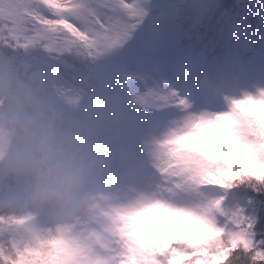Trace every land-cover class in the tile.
<instances>
[{
  "label": "clouds",
  "instance_id": "obj_1",
  "mask_svg": "<svg viewBox=\"0 0 264 264\" xmlns=\"http://www.w3.org/2000/svg\"><path fill=\"white\" fill-rule=\"evenodd\" d=\"M194 3L199 11L201 0ZM173 19L165 12L157 17L151 56ZM145 75L186 94H236L240 78L199 55L176 56L161 73L0 42V223L11 222L22 245L57 264H131L129 248L137 245L129 236V190H144L139 205L164 198L162 178L143 155L156 131L139 102ZM185 162L189 168L205 163L199 154ZM150 211L141 220L164 209Z\"/></svg>",
  "mask_w": 264,
  "mask_h": 264
},
{
  "label": "snow or ice",
  "instance_id": "obj_2",
  "mask_svg": "<svg viewBox=\"0 0 264 264\" xmlns=\"http://www.w3.org/2000/svg\"><path fill=\"white\" fill-rule=\"evenodd\" d=\"M184 7L174 0L165 13L176 18ZM148 16V0H0V42L162 73V60L125 47ZM239 77L236 94H186L162 78H140V105L156 122L143 155L164 198L139 205L144 190H129L131 264H264V73ZM193 154L205 163L189 168ZM156 208L164 211L141 220ZM10 224L0 223V264H57L22 245Z\"/></svg>",
  "mask_w": 264,
  "mask_h": 264
},
{
  "label": "trees",
  "instance_id": "obj_3",
  "mask_svg": "<svg viewBox=\"0 0 264 264\" xmlns=\"http://www.w3.org/2000/svg\"><path fill=\"white\" fill-rule=\"evenodd\" d=\"M253 1L203 0L207 7L198 12L188 11L194 7V0H185L178 18L181 35L177 44L192 56L218 63H230L254 50H264V6L255 7Z\"/></svg>",
  "mask_w": 264,
  "mask_h": 264
},
{
  "label": "rangeland",
  "instance_id": "obj_4",
  "mask_svg": "<svg viewBox=\"0 0 264 264\" xmlns=\"http://www.w3.org/2000/svg\"><path fill=\"white\" fill-rule=\"evenodd\" d=\"M239 1V0H237ZM174 0H148L149 6V16L145 19L144 23L138 27L133 37L129 40L128 44L125 46L132 49L140 50L143 54H149L150 40L149 33L153 24L155 23L157 17L161 12H165L167 7L172 4ZM255 7L264 6V0L253 1ZM192 3L191 5H194ZM209 4V3H208ZM197 11L195 5L194 7L188 8V11ZM182 12V10H181ZM201 12V11H198ZM198 16H203L202 13H198ZM178 17L171 20L163 30L162 39L159 42L158 50L153 56L156 59L162 60L165 67L174 59L176 56H189L185 52H180L181 48L178 44V37L180 34V26L178 24ZM114 56H121V51L113 54ZM209 62V61H207ZM213 67L227 68L229 70L238 72L239 76H247L249 79H255L261 73H264V52L256 51L242 60H235L231 63H212L209 62Z\"/></svg>",
  "mask_w": 264,
  "mask_h": 264
}]
</instances>
